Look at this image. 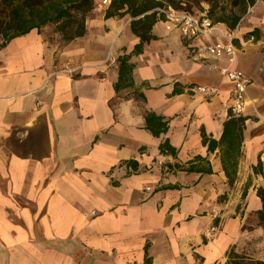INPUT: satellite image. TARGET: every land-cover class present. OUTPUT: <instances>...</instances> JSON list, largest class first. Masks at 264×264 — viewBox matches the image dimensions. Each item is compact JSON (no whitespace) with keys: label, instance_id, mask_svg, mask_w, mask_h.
<instances>
[{"label":"crops","instance_id":"0c3cea01","mask_svg":"<svg viewBox=\"0 0 264 264\" xmlns=\"http://www.w3.org/2000/svg\"><path fill=\"white\" fill-rule=\"evenodd\" d=\"M103 1L81 38L65 42L47 26L0 49V264H264V0L244 13L233 0L211 7L213 22L240 16L236 65L250 80L233 170L220 145L226 60L192 62L207 41L162 19L135 54L132 19H105L112 0ZM122 60L129 73L119 80ZM149 114L166 122L159 137Z\"/></svg>","mask_w":264,"mask_h":264},{"label":"trees","instance_id":"16d2710c","mask_svg":"<svg viewBox=\"0 0 264 264\" xmlns=\"http://www.w3.org/2000/svg\"><path fill=\"white\" fill-rule=\"evenodd\" d=\"M192 1L196 2V0H112L105 13V19L130 16L132 19L131 31L140 40L134 49V53L137 54L142 50L144 43L154 39L151 30L154 24L160 20L155 9L168 5L176 10L187 11L180 7L186 2ZM255 1L233 0L232 5L238 6L244 13L247 7L253 5ZM93 8L94 0H0V49L13 39L25 36L34 30L39 32L47 26L55 27L65 42L81 38L86 32L87 16ZM208 14L211 19L214 18L212 8ZM214 20V22L225 23L232 30L239 23L240 16L232 14L225 17L221 15L215 17ZM119 73L121 75L119 80L129 73L126 60L121 61ZM245 121L244 116L232 117L229 114V119L224 124L220 145L225 148L227 159L222 163L232 170L238 163L233 158L240 154ZM146 127L154 137H159L166 131L167 125L162 118L149 114L146 117ZM211 146L215 147L217 144L214 142ZM165 150H171V148L167 144H163L161 152ZM225 170L228 183L232 185L235 178L228 173V169L225 168ZM256 194L262 205L258 213L259 224L264 228V189L257 188ZM150 263V259L146 257L144 264Z\"/></svg>","mask_w":264,"mask_h":264},{"label":"built area","instance_id":"2783aa9c","mask_svg":"<svg viewBox=\"0 0 264 264\" xmlns=\"http://www.w3.org/2000/svg\"><path fill=\"white\" fill-rule=\"evenodd\" d=\"M103 4H108V0H104ZM154 11L163 20L167 30L176 29L189 42L196 40L207 41L204 44L197 45L192 50V62H199L205 55L226 60L228 66L221 69L220 73L232 84V100L229 106V114L232 117L243 116L247 105V89L250 85V80L236 65L239 51L235 45V39L239 23L231 30L220 27L207 15H195L187 11L176 10L168 5L157 8ZM64 70L66 73L76 71V69L70 68L68 64H66ZM191 90L204 96H211L215 93V90L202 86H193ZM146 191H150V188H146ZM216 233L217 227L213 225L203 236L209 241L215 238Z\"/></svg>","mask_w":264,"mask_h":264},{"label":"rangeland","instance_id":"374dc122","mask_svg":"<svg viewBox=\"0 0 264 264\" xmlns=\"http://www.w3.org/2000/svg\"><path fill=\"white\" fill-rule=\"evenodd\" d=\"M219 3H220L219 0H216V1L215 0H210V1H207V0H196V2H193V1L190 2V3L186 2L183 5H181L180 8L184 9V10H187L190 13H193V14H201V13L205 12L204 8H207V9L209 8L210 9L211 7H215L217 5H220ZM216 11H218V9H216ZM206 14H207V16H209L208 12Z\"/></svg>","mask_w":264,"mask_h":264}]
</instances>
